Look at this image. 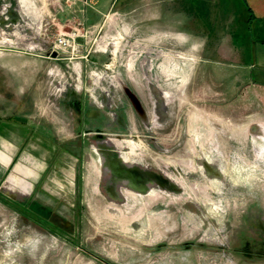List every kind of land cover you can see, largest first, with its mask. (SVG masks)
<instances>
[{"label": "rangeland", "instance_id": "374dc122", "mask_svg": "<svg viewBox=\"0 0 264 264\" xmlns=\"http://www.w3.org/2000/svg\"><path fill=\"white\" fill-rule=\"evenodd\" d=\"M41 7L0 0V264H264V0L65 15L59 61Z\"/></svg>", "mask_w": 264, "mask_h": 264}, {"label": "crops", "instance_id": "0c3cea01", "mask_svg": "<svg viewBox=\"0 0 264 264\" xmlns=\"http://www.w3.org/2000/svg\"><path fill=\"white\" fill-rule=\"evenodd\" d=\"M41 1L42 7L40 11L43 16L42 19L45 21L41 28L44 36L53 34L50 30L51 25L59 29V23L62 16L65 15L67 18L64 21L81 20L88 29L99 27L106 13L113 9L121 19L125 20L156 22L160 19V0H86V3L81 0ZM78 41H82V39L78 38ZM259 50L260 59L258 58V63L261 59L264 60V48ZM50 56L59 61V51L52 53ZM0 135H2L1 131Z\"/></svg>", "mask_w": 264, "mask_h": 264}, {"label": "built area", "instance_id": "2783aa9c", "mask_svg": "<svg viewBox=\"0 0 264 264\" xmlns=\"http://www.w3.org/2000/svg\"><path fill=\"white\" fill-rule=\"evenodd\" d=\"M69 1V0H68ZM86 3V0H81ZM62 27V26H61ZM61 27L53 34L44 36V46L49 55L59 52H72L77 49V38L79 37V29L73 28L70 31H63Z\"/></svg>", "mask_w": 264, "mask_h": 264}, {"label": "water", "instance_id": "95a60500", "mask_svg": "<svg viewBox=\"0 0 264 264\" xmlns=\"http://www.w3.org/2000/svg\"><path fill=\"white\" fill-rule=\"evenodd\" d=\"M53 55H55V54H53Z\"/></svg>", "mask_w": 264, "mask_h": 264}]
</instances>
